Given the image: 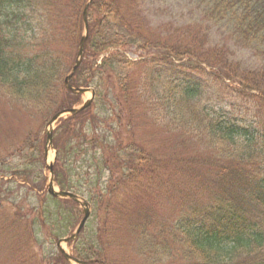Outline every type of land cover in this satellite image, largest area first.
Listing matches in <instances>:
<instances>
[{
    "label": "trees",
    "instance_id": "trees-1",
    "mask_svg": "<svg viewBox=\"0 0 264 264\" xmlns=\"http://www.w3.org/2000/svg\"><path fill=\"white\" fill-rule=\"evenodd\" d=\"M153 1L92 0L87 10L83 55L69 83L92 87L95 97L70 115L74 123L56 127H69L64 141H53L58 157L67 161L87 149L86 141L72 140L102 124L98 112L125 128L126 140L140 123L169 144L166 152L141 141L105 145L111 157L124 150L128 159H100L109 185L86 190L97 225L91 221L76 241V255L97 264H264V0H200V15L181 25L155 23ZM85 3L0 0L2 104L27 117L41 113L46 123L80 102L64 78L83 33ZM219 23L260 64L248 67L214 41ZM128 50L140 58L128 59ZM24 141L0 150V171L9 175V154L28 158ZM36 156L11 174L38 180ZM11 179L0 180V244L6 240L11 250L8 262L24 264L28 256L32 264H51L50 248L34 252L27 244L37 243L34 218L26 220L36 210L22 208L26 198L10 190Z\"/></svg>",
    "mask_w": 264,
    "mask_h": 264
},
{
    "label": "rangeland",
    "instance_id": "rangeland-1",
    "mask_svg": "<svg viewBox=\"0 0 264 264\" xmlns=\"http://www.w3.org/2000/svg\"><path fill=\"white\" fill-rule=\"evenodd\" d=\"M199 2L200 0H165L164 3L166 4L164 8L158 9L157 6L159 5V2L158 0H154L153 1L154 7L150 14V18H152V20L158 24H162L165 21H172L174 25H181L183 23H186L192 16L197 18L200 15L201 11L197 7ZM227 29L228 28L221 23L216 24V27H213V30L211 32V36H213L214 41L218 42L221 45L224 46L227 45L228 47H230L232 51L231 53L232 57L237 61H241L244 65L248 67H256V65L260 64V62L250 53V51L239 48L234 43L235 40H231L229 38V35H227L228 34ZM127 55L129 56L133 55L132 57H134L137 55V53L133 51H128ZM89 95H90L89 91L84 92L82 94L81 101L87 99ZM225 103L226 100L221 102V104H225ZM69 117L70 115L66 114L62 116L57 122L52 124V127H54L51 132V136H53L52 141H64V136H62V134L64 130L69 129L68 125L65 124L63 127L59 129L56 128V126L62 123L64 120H68L74 123V121L71 120ZM110 117L111 116H105L98 112V117L96 118L98 122L102 120L103 121L102 124L97 126L96 128H90L89 130H86V132L84 131V133L81 134V139L72 140V141H86V143H83V145L87 146L86 151H88L89 157L92 154H94L95 158L98 157L99 159L105 158L109 162H113L115 159L111 157L110 154L111 151H109L108 148H105V145H107V143H110V145H112L114 142L116 143V142L125 141L126 138L128 137L124 132L125 128H120V126H118L119 124L114 122V120L109 121L108 118ZM48 120L46 121V123H43L42 122L43 116L41 113L38 112L31 113L29 117H27L26 115L24 116L22 114H19L13 108L7 107L0 102V150L6 147L7 144L11 141H23V140L26 141V139L28 138L27 142L31 144L32 149H27L28 150L27 152L28 153L32 152L36 154L37 161L39 160V162H36L38 165V169L35 172L37 175L40 174L42 176L43 175L45 176V179L42 181V185L40 189L32 188V187H39L40 185V182H37V179L35 178L26 181L17 175L15 176V182L8 183V185L11 187L10 189L11 191H18V197L21 194L22 196L23 195L25 196L26 201L22 205L23 206L22 208L24 210H27L28 206H31L36 210L35 220H34L35 229L32 232V236L36 238L37 243H34L31 240V238L27 242V244L28 243L36 244V246L34 245V250H32L34 252L37 250L41 251V249H44L45 246H47L49 243L54 244L57 237L63 236L66 234V232L72 231L76 223L82 217V210H81L82 208L69 198L68 199L62 198L58 200V204H57L60 208L59 212H61V215L65 220L67 219V215H69L70 212L74 214V215L70 214L72 220L70 221L69 224L66 223L65 228L62 229L58 228L57 217H55L56 220L54 221V226H52L53 222L49 218H47V216L44 219L41 213V206L45 205L44 201L46 198L44 191L46 190L50 178V173L48 172L44 164L53 163L54 160L53 158L54 148L52 147V144H49L47 142V138H46L47 136L46 132L49 129L47 125ZM126 123L127 121L123 120L121 127H125ZM110 131L112 132L110 133ZM130 131L132 132L131 134L132 140L130 138L127 139L126 141H141V144H145L148 146L162 147L163 151L165 152L167 151L169 141H163V138L165 137L164 136L161 137L160 135L155 133L154 127H151L149 125L147 127H144L140 123H136V125ZM12 149L14 150V148ZM12 149L9 150L10 153H14ZM45 151L46 154L44 153ZM124 154L125 151L122 150L119 154V159L127 160L128 157ZM74 155L68 157L67 161L62 158L60 159L56 158L54 164L56 167H61V169L65 168L64 170L68 171L67 172L68 180L78 179L80 183L86 184L85 180L86 179L89 180V178H91L92 173L95 175L97 169L94 167L92 162L87 161L88 158L82 153L80 154L77 153L75 156ZM79 155L81 157H79ZM24 161H25L24 157L10 158L8 155L7 159L5 160V165L7 166V169H11L12 171H14ZM8 164L11 166V168L8 167ZM75 165H76V169H74ZM22 168L23 167H21L20 169ZM1 174L5 175L2 171H0V175ZM107 177H108L107 172L101 173L99 180L100 186H103L106 183ZM63 179L64 177L61 176L60 180ZM0 180H8V177L3 176L0 178ZM42 187L43 189H41ZM94 188L96 187L94 186ZM97 188L94 190L97 191ZM37 190H39V193L36 192ZM42 192L44 194L43 196H42ZM161 198H163V196H161ZM5 201H8V199H5ZM53 213L55 214L57 213L56 207L53 208ZM28 214H30L29 211ZM33 215L34 214H31L29 216L27 215L26 220L31 221ZM56 231H62V232H56ZM10 242L13 244L11 240ZM71 245L68 246L62 244V247L67 251H69L70 253H72L73 247ZM27 248L30 250L29 246H27ZM10 256L12 257V253L11 250L9 249V246L6 245V240H5L3 241L2 244H0V264H10L8 262ZM54 256H57L56 253H54ZM23 261L24 264H32L28 256H24Z\"/></svg>",
    "mask_w": 264,
    "mask_h": 264
},
{
    "label": "water",
    "instance_id": "water-1",
    "mask_svg": "<svg viewBox=\"0 0 264 264\" xmlns=\"http://www.w3.org/2000/svg\"><path fill=\"white\" fill-rule=\"evenodd\" d=\"M89 1H90V0H89ZM89 1H88V2H89ZM88 2H87L86 5L84 6L83 13H82V15H83V19H84V23H85V16H86V10H87V6H88ZM85 25H86V24H85ZM84 39H85V37H83V38L80 40V42H79L78 50H77V59H76V61H75L74 66H73L72 69H71L70 74L75 70V68L77 67V65H78V63H79V61H80V58H81V55H82V48H83V41H84ZM70 74L65 78V84H66V86H67L70 90H72V91H74V92H83L84 89H81V88H72V87L68 84L67 80H68V77L70 76ZM92 96H93V92H92V94H91V98H92ZM89 102H90V99L86 100V101L81 105V107H79V108L66 109V110H62V111H60V112L54 114V115L52 116V118L50 119V121H49V125H50L53 121H55L58 117H60L61 115L65 114V113H75V112H77L78 110H80V109L86 107V106L89 104ZM47 137H48V139H50V131L47 132ZM49 169L51 170V166H49ZM48 191H49V193H51L52 195L69 196V197H72V198L75 197L73 194H71V193H69V192H66V191H58V192H54V191L52 190V186H51V184H49ZM87 213H88L87 210H85V215H84L83 219L81 220L79 226L77 227V229H76V230H75V231H74L69 237L63 239L64 242H67V241H69L70 239H72V238H74V237L76 236V234L78 233V231H79V229L81 228L82 224L84 223V220H85V218H86V216H87ZM61 252L63 253V255H64L65 257H69V255H68L63 249H61ZM73 260H74V261H77L76 259H73ZM77 262H78V261H77Z\"/></svg>",
    "mask_w": 264,
    "mask_h": 264
}]
</instances>
